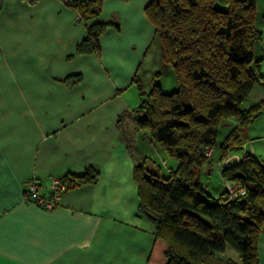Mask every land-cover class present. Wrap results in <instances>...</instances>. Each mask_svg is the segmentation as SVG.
Segmentation results:
<instances>
[{
  "label": "crops",
  "instance_id": "1",
  "mask_svg": "<svg viewBox=\"0 0 264 264\" xmlns=\"http://www.w3.org/2000/svg\"><path fill=\"white\" fill-rule=\"evenodd\" d=\"M150 1L102 0L100 16L85 23L66 0H0V264H167L168 245L138 212L134 166L150 156L125 139L128 130L145 132L136 126L142 99L133 88L155 34ZM256 7L264 74V0ZM95 21L113 23L100 54H76ZM75 74L82 81L68 85ZM257 87L256 102L264 96ZM249 135L234 157L249 152L264 162V107ZM90 166L100 171L97 182L70 188L54 210L23 201L31 178L47 187ZM258 254L264 264V232Z\"/></svg>",
  "mask_w": 264,
  "mask_h": 264
},
{
  "label": "trees",
  "instance_id": "2",
  "mask_svg": "<svg viewBox=\"0 0 264 264\" xmlns=\"http://www.w3.org/2000/svg\"><path fill=\"white\" fill-rule=\"evenodd\" d=\"M68 1L85 23L102 12V0ZM256 4L257 0H151L146 6L162 60L175 71L177 88L166 92L154 80L146 92L135 77L142 100L134 118L138 130L149 132L151 142L178 165L164 175L160 169L151 170V159L145 156L134 166V179L138 212L155 224L156 237L168 245L167 264H260L264 162L249 152L227 162L250 140L249 128L264 107V96L242 107L257 85L264 86L261 59L254 50L262 36ZM112 24L87 25L75 53L99 55V39ZM81 81V74L65 79L70 86ZM230 120L236 124L219 141ZM210 148L221 156L215 170L222 183L219 193L203 183V168L213 156H206ZM99 176V169L90 166L84 174L63 179L69 190L95 183ZM228 181L241 185L246 194L232 198L225 186Z\"/></svg>",
  "mask_w": 264,
  "mask_h": 264
},
{
  "label": "rangeland",
  "instance_id": "3",
  "mask_svg": "<svg viewBox=\"0 0 264 264\" xmlns=\"http://www.w3.org/2000/svg\"><path fill=\"white\" fill-rule=\"evenodd\" d=\"M161 57V50H160V41L156 37V34H154V39L152 42V47L150 50V54L148 55L147 61L143 67V72L141 73L139 79L142 84H144L145 91L150 92L153 85V80L160 83L163 87V89L166 92H173L177 88V79L176 74L173 69V67L170 64H167L165 62H162ZM145 69L147 70H153V75L148 77V75H145ZM136 87V85H135ZM133 88V91H138L137 87ZM253 93L252 97H249L244 104L242 105L243 108H249L251 107L255 101L256 95L258 94V91L260 90L259 87H257ZM139 95V92H138ZM138 107L140 106L139 102H137ZM137 109V108H136ZM136 109H133L134 113L136 114ZM222 131V130H221ZM125 139L128 143V146L130 149L135 151L134 153L137 154L138 151H144L147 153L148 156L154 160L155 164V171H158L159 169L162 171L164 175L168 174V168H176L178 165V161L174 158L169 157L165 151L158 145L154 144L150 140V134L149 132H137L136 130H128L125 134ZM133 139V144H132ZM219 140L223 139V134L221 133L218 137ZM236 153H242L241 150L235 151ZM144 157H140L141 161H143ZM220 152L216 151L211 158L208 159V162L211 164H207L205 167L207 169L205 175H210L209 173H212L209 178L204 176L203 183L208 187V190L210 192H213L214 190H218L221 187L220 184V177L218 175V172L215 171L218 170V162L220 161ZM207 162V163H208ZM151 162H149L150 165ZM235 253V252H234Z\"/></svg>",
  "mask_w": 264,
  "mask_h": 264
},
{
  "label": "built area",
  "instance_id": "4",
  "mask_svg": "<svg viewBox=\"0 0 264 264\" xmlns=\"http://www.w3.org/2000/svg\"><path fill=\"white\" fill-rule=\"evenodd\" d=\"M66 3L69 4V1L66 0ZM205 153L206 156L211 157L214 154V149H206ZM233 158L236 157H229L227 162L232 161ZM236 160H239V158H236ZM225 186L234 199L246 194V190L235 182L228 181L225 183ZM45 189L48 194L44 192ZM67 190L68 183L63 178H52L51 183L47 187H44L38 179L31 178L24 189L23 201L51 211L58 207Z\"/></svg>",
  "mask_w": 264,
  "mask_h": 264
}]
</instances>
